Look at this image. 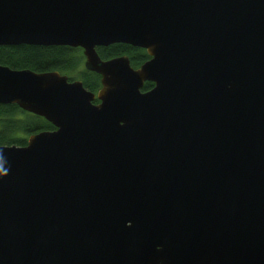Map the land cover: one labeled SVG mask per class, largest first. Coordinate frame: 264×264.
<instances>
[{
    "label": "water",
    "instance_id": "obj_1",
    "mask_svg": "<svg viewBox=\"0 0 264 264\" xmlns=\"http://www.w3.org/2000/svg\"><path fill=\"white\" fill-rule=\"evenodd\" d=\"M21 45L102 88L0 65V105L55 127L0 146V264H264V0H0Z\"/></svg>",
    "mask_w": 264,
    "mask_h": 264
},
{
    "label": "trees",
    "instance_id": "obj_2",
    "mask_svg": "<svg viewBox=\"0 0 264 264\" xmlns=\"http://www.w3.org/2000/svg\"><path fill=\"white\" fill-rule=\"evenodd\" d=\"M97 52L105 60L128 56L133 67L142 66L151 59L146 50L126 44L100 47ZM84 63V52L80 48L29 45L0 47V65L37 73L60 72L72 80H81L87 90L97 94L101 89V76L88 71ZM153 87L152 82H146L143 91ZM53 130L55 127L46 119L26 112L17 105H0V146L23 147L32 135Z\"/></svg>",
    "mask_w": 264,
    "mask_h": 264
},
{
    "label": "flooded vegetation",
    "instance_id": "obj_3",
    "mask_svg": "<svg viewBox=\"0 0 264 264\" xmlns=\"http://www.w3.org/2000/svg\"><path fill=\"white\" fill-rule=\"evenodd\" d=\"M61 47H65V46H61ZM71 48V47H70ZM74 49H78V48H74ZM81 49V48H80ZM98 49V48H97ZM83 50V49H82ZM84 52V51H83ZM102 59V58H101ZM104 61H107V60H105V59H103ZM85 63H86V57H85ZM85 63H84V65H85ZM140 67V66H139ZM139 67H134L135 69H138ZM89 71V70H88ZM60 73V72H59ZM62 75H65V74H62ZM67 76V75H66ZM69 77V76H68ZM101 79H102V77H101ZM69 80H70V82H72V81H75V80H72L70 77H69ZM145 85V84H144ZM101 88H102V83H101ZM92 92V91H91ZM142 92H147V91H143V89H142ZM98 94V93H97ZM99 101V100H98ZM95 104H99L100 103V101L98 102V103H96V101L94 102Z\"/></svg>",
    "mask_w": 264,
    "mask_h": 264
}]
</instances>
